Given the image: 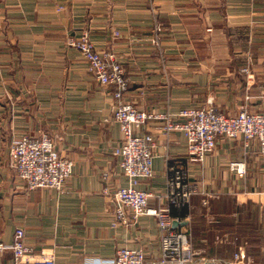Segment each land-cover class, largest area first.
I'll return each instance as SVG.
<instances>
[{
    "label": "crops",
    "instance_id": "1",
    "mask_svg": "<svg viewBox=\"0 0 264 264\" xmlns=\"http://www.w3.org/2000/svg\"><path fill=\"white\" fill-rule=\"evenodd\" d=\"M83 30L122 59L123 100L138 108L174 119L211 98L228 115L244 103L264 111V0H0V240L11 242L22 227L28 257L48 248L56 264H110L122 245L142 246L153 259L160 235L155 216L113 224L114 205L101 190L102 171L112 188L127 179L113 153L121 132L112 119V87L99 83L80 51L66 44ZM163 122L150 118L142 126L156 144L155 175L137 183L152 193L150 205L162 204L157 195L165 188L167 158L187 159L183 132L166 134ZM42 132L55 135L73 161L64 191L28 189L10 164V139ZM187 161L199 192L189 208L171 207L170 215L189 220L204 209L241 221L257 211L264 254V155L257 142L217 135L203 160ZM232 161L243 163V171ZM0 264H13L10 249L0 252Z\"/></svg>",
    "mask_w": 264,
    "mask_h": 264
},
{
    "label": "built area",
    "instance_id": "2",
    "mask_svg": "<svg viewBox=\"0 0 264 264\" xmlns=\"http://www.w3.org/2000/svg\"><path fill=\"white\" fill-rule=\"evenodd\" d=\"M156 28L159 29V25ZM114 33L118 34L117 30ZM66 44L80 51L87 70L99 83L112 87L111 93L115 100L112 119L119 124L121 132L113 153L119 157V166L127 179L126 185L112 188L109 184V172L101 173V190L110 197L114 205L112 223L128 224L141 214H150L155 216L160 230L159 253L156 257L148 259L142 246L122 245L116 248L110 264H194L204 260L217 262L195 250L189 227L177 228L172 225V220L180 221V217L170 215L169 209L189 208L191 197L199 192V185L190 178L187 160H203L214 148L217 135L241 138L246 145L256 141L260 153L264 155V111H252L244 103L235 115H228L218 109L211 98H207L200 106L180 109L178 117L174 119L169 113L138 108L123 100V94L128 88V78L122 59L116 52L107 47L98 48L90 39L88 30H83L78 36H69ZM241 70L248 71L246 66L241 67ZM150 118L163 119L162 129L166 134L175 130L182 131L186 141V160L169 157L166 160L165 188L161 194H156L162 204L157 205L148 203L151 192L137 186L141 179L149 180L155 175V139L151 133L142 131V126ZM9 161L17 177L28 189L51 187L64 191L65 182L73 167L72 159L58 149L55 135L46 132L23 133L12 137L9 141ZM242 165L238 161L230 162V167L236 168L238 172L243 171ZM24 236V229L16 227L11 242L0 240V252L10 249L13 264L24 261L31 264H56L52 249L42 248L28 257L30 246L25 242ZM242 255L243 248L239 246L234 257Z\"/></svg>",
    "mask_w": 264,
    "mask_h": 264
},
{
    "label": "rangeland",
    "instance_id": "3",
    "mask_svg": "<svg viewBox=\"0 0 264 264\" xmlns=\"http://www.w3.org/2000/svg\"><path fill=\"white\" fill-rule=\"evenodd\" d=\"M257 216V211L247 212L240 221L233 215L218 216L210 210L198 209L189 220L184 219L188 225L182 228L189 227L192 246L197 252L216 258L220 264H264L259 239L262 222ZM262 218L264 221L263 214ZM261 236L264 239V231ZM239 246L243 248V255L235 258Z\"/></svg>",
    "mask_w": 264,
    "mask_h": 264
},
{
    "label": "water",
    "instance_id": "4",
    "mask_svg": "<svg viewBox=\"0 0 264 264\" xmlns=\"http://www.w3.org/2000/svg\"><path fill=\"white\" fill-rule=\"evenodd\" d=\"M179 222L182 223V224H186L187 220L178 221L176 219H173L172 220V225L176 226V225H178ZM194 264H220V263L212 261V260H204V261H200V262H197V263H194Z\"/></svg>",
    "mask_w": 264,
    "mask_h": 264
},
{
    "label": "trees",
    "instance_id": "5",
    "mask_svg": "<svg viewBox=\"0 0 264 264\" xmlns=\"http://www.w3.org/2000/svg\"><path fill=\"white\" fill-rule=\"evenodd\" d=\"M209 252H211V251H209ZM207 254H209V253H207Z\"/></svg>",
    "mask_w": 264,
    "mask_h": 264
}]
</instances>
